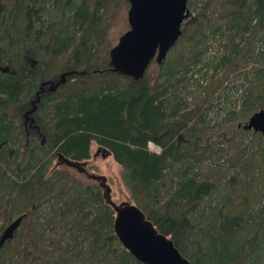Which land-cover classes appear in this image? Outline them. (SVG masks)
I'll use <instances>...</instances> for the list:
<instances>
[{"label": "trees", "instance_id": "1", "mask_svg": "<svg viewBox=\"0 0 264 264\" xmlns=\"http://www.w3.org/2000/svg\"><path fill=\"white\" fill-rule=\"evenodd\" d=\"M128 8V0H0V65L8 69H0V235L23 215L0 246V264H144L114 232L104 188L59 158L88 159L92 141L122 166L132 202L193 264H264V190L251 204L259 174L240 163L264 157V135L242 126L264 103V0H205L140 78L111 62ZM202 67L235 70L224 80L237 97L228 98L226 83L201 93ZM69 70L36 102L41 136L26 134L21 112L39 84ZM219 110L217 136L254 137L231 142L234 153L220 148L225 167L212 157Z\"/></svg>", "mask_w": 264, "mask_h": 264}, {"label": "water", "instance_id": "2", "mask_svg": "<svg viewBox=\"0 0 264 264\" xmlns=\"http://www.w3.org/2000/svg\"><path fill=\"white\" fill-rule=\"evenodd\" d=\"M127 20L129 28L118 38L111 48V62L115 70L140 78L152 58L161 62L168 50L181 34L184 19L189 16L188 0H128ZM0 69H7L1 66ZM73 70L60 73L57 78L47 79L39 84L36 97L31 100L34 104L26 113H31L37 107L39 93L47 85L50 91L65 81L66 75ZM33 120V118L31 117ZM244 129H253L264 135V106L252 113ZM44 137L42 138V141ZM59 158L74 166L88 176L98 179L104 187L107 201L115 209L113 221L114 232L121 244L144 264H193L175 246L173 240L159 232L143 210L134 202L117 204L109 197L110 186L106 184L104 175L91 172L82 162L72 161L62 154ZM23 215L9 222L0 235V246L13 237Z\"/></svg>", "mask_w": 264, "mask_h": 264}, {"label": "rangeland", "instance_id": "3", "mask_svg": "<svg viewBox=\"0 0 264 264\" xmlns=\"http://www.w3.org/2000/svg\"><path fill=\"white\" fill-rule=\"evenodd\" d=\"M205 0H196L194 3V7L192 10L190 8L191 14H195L198 10H200L204 4ZM218 49V47H216ZM215 50V49H214ZM206 70V71H205ZM232 69H228L227 67H221L220 69H213L212 67H202L200 71L198 72L199 76L203 75L207 79V84L203 87H201V90L203 93V89H207L210 93L218 92L221 93L224 84L226 83V79L224 80L225 76L231 71ZM208 71V73H207ZM235 72V70L231 71ZM207 73V74H206ZM197 74V75H198ZM205 83V82H203ZM226 84H228V87L225 88L228 94V98H234L237 97V95L240 92V89H234L230 87L232 82L228 81ZM205 87V88H204ZM220 91V92H219ZM217 93V94H218ZM221 105H225L228 102L224 101L223 96H221L220 99ZM264 106V103L263 105ZM261 106V107H262ZM215 109V108H214ZM223 114V110H219V113L217 114V117L215 115L214 118L211 119L210 123L213 124L214 129V135L216 136L215 142H214V154L212 157L217 160V164L221 167H225L228 162L225 159V155H223V151H220V148L227 149L231 152V150L234 149V145H232L231 142L233 141H239L242 139V144L247 143L252 136L251 133H244L241 135V133H234L231 135L232 130H228L227 132H224L222 135L217 136L216 131L218 129V126L221 125L222 119L218 118L221 117ZM234 130V129H233ZM256 142H252L250 144V147L254 145ZM154 144V143H151ZM155 145V144H154ZM153 146V145H152ZM150 145V148L155 149L156 147H152ZM235 150H233L232 153H234ZM241 165L244 164L246 169L248 170L249 175H256L259 174L257 179H255L256 182L254 184H251L248 191V199L251 204H254L255 206H258L260 201H258L262 196V191L264 190V157H260L259 153H254L252 160L248 157V154L244 155L240 160ZM82 164L88 167V169L96 174L104 175L106 177V184L110 186L109 191V197L115 201L117 204H120L122 202H132V198L130 195V190L127 187V185L124 183L121 177V171L122 166L116 162L111 154L109 152L101 147H99L95 141H92L90 144V157L84 161H82ZM207 162H205V165ZM209 165L212 167L214 166V162L209 163ZM218 167H213V169H217ZM221 171V168H219ZM210 171H212V168H210ZM230 171H233V168L230 169ZM71 172L75 174L78 178H80L82 181L86 183H99L98 179H94L90 176H88L85 172L80 171L77 172L74 169H71ZM225 179H223L224 181ZM104 188V187H102ZM209 200H211L209 198Z\"/></svg>", "mask_w": 264, "mask_h": 264}, {"label": "flooded vegetation", "instance_id": "4", "mask_svg": "<svg viewBox=\"0 0 264 264\" xmlns=\"http://www.w3.org/2000/svg\"><path fill=\"white\" fill-rule=\"evenodd\" d=\"M1 70H3V69H1ZM5 70H8V69H5ZM48 90L49 89H48L47 85H45V88L42 91H40L39 96L44 94ZM35 97H36V93L29 100V105L27 106V108L21 112V116H22L23 129H24L25 133L26 134H36L38 137H40L41 132H40L39 128L36 126L34 120L31 119V117L33 115V111L31 113H28V114L26 113V111L34 105L31 102V100L34 99Z\"/></svg>", "mask_w": 264, "mask_h": 264}, {"label": "built area", "instance_id": "5", "mask_svg": "<svg viewBox=\"0 0 264 264\" xmlns=\"http://www.w3.org/2000/svg\"><path fill=\"white\" fill-rule=\"evenodd\" d=\"M151 143H153V142H149V146L151 145H153L152 147H156L155 149H159V147L157 146V145H154V144H151Z\"/></svg>", "mask_w": 264, "mask_h": 264}]
</instances>
